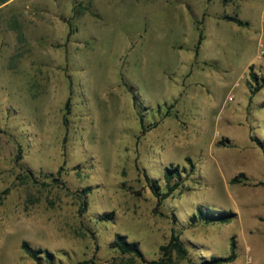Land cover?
<instances>
[{
	"label": "rangeland",
	"instance_id": "374dc122",
	"mask_svg": "<svg viewBox=\"0 0 264 264\" xmlns=\"http://www.w3.org/2000/svg\"><path fill=\"white\" fill-rule=\"evenodd\" d=\"M212 1L194 60L197 34L174 53L152 0L0 7V264H40L24 242L56 264H147L113 247L118 234L158 262L174 232L188 256L172 264L227 256L232 238L231 264H264V147L252 140L264 142V88L251 95V51L234 32L221 29L218 49V11L239 10ZM171 165L180 186L161 200L147 179L165 192ZM198 209L235 218L192 224Z\"/></svg>",
	"mask_w": 264,
	"mask_h": 264
},
{
	"label": "trees",
	"instance_id": "16d2710c",
	"mask_svg": "<svg viewBox=\"0 0 264 264\" xmlns=\"http://www.w3.org/2000/svg\"><path fill=\"white\" fill-rule=\"evenodd\" d=\"M9 0H0V7L4 4H6ZM223 19L234 22L240 26H246L248 23L242 21L238 16L235 15H225ZM199 30V40L196 45V50L198 53L199 47L201 46L202 42L204 41V32L203 29ZM254 66H250L249 68V87L250 92L252 96H255L258 92H260L264 88V77H261L257 73L253 71ZM67 113H69V105L67 104L66 107ZM66 121V117H65ZM142 122L143 127V133L147 132L146 127ZM253 141L257 142L261 147H264V142H260L258 139L252 138ZM220 144H223L222 142ZM19 159H21V156H19ZM186 161L190 164L192 168H195V165L193 164V161L191 158H186ZM63 168H60L58 173L61 174ZM183 171L180 169L179 166H170L166 168L165 173V179H166V191L163 192L161 190V187L159 186L158 181H152L147 177L145 174V177L148 178L149 187L152 190L153 194L156 197H160L161 200H166L169 198L176 190H178L180 184L171 185V181L176 178H181ZM238 179H234L233 182H236ZM89 192V189L84 190V194L86 195ZM235 218V213L232 211H212V210H202L198 209L197 212L191 217L192 224L197 223H204V224H214V223H229L230 221ZM113 247L120 251L124 255H131L137 259H140L142 262L147 264H172V256L176 254L180 259H186L188 256V250L185 247L184 243L181 241V238L179 235H177L175 232L172 234L168 244L161 246V252L163 258L161 261L158 262H151L148 263L146 260L143 252L140 249V245L138 242H130L125 235L118 234L116 236V239L113 243ZM23 250L35 261H37L40 264L42 263V260L45 261L46 264H56L54 256L49 253L46 250L42 249H33L30 247V245L27 242H24L22 244ZM238 258L237 254V245L234 238L231 239L230 243V254L227 256H213L209 259H204L198 264H231L236 261Z\"/></svg>",
	"mask_w": 264,
	"mask_h": 264
},
{
	"label": "crops",
	"instance_id": "0c3cea01",
	"mask_svg": "<svg viewBox=\"0 0 264 264\" xmlns=\"http://www.w3.org/2000/svg\"><path fill=\"white\" fill-rule=\"evenodd\" d=\"M90 4L94 9H102L104 5L108 4L110 0H89ZM155 2L153 9L156 16L159 13H168L172 21L171 33L172 40L170 42L171 49L174 53L182 52L184 54V49L186 41L189 42L188 38L192 36L191 31L193 30L197 35L195 38L196 45L199 40V33H197L196 23L201 20L203 15L206 14V9L208 8V0H152ZM212 0H210L211 2ZM249 0H233L234 9H238L239 12L228 14L226 11H218V19L216 23L218 26V49L224 48L226 42L221 38L222 31L228 29L231 33H235L241 41V49L249 48L251 51V58L248 60L246 68L244 71L249 70L250 66H260L262 64V58L259 57V31L261 26V16L264 8V0H257L258 3L251 5L247 3ZM108 2V3H107ZM153 2V3H154ZM213 2V1H212ZM211 2V3H212ZM218 2L224 3V0H218ZM73 9V7H71ZM225 15H237L242 21L248 23L246 26H240L234 22L223 19ZM215 20V19H214ZM224 28L222 31L221 29ZM174 31V32H173ZM221 31V32H220ZM174 36V37H173ZM169 45V44H168ZM206 45V40L203 42L201 47ZM195 47V46H194ZM191 50V49H189ZM193 51V55L188 56L189 59L194 60L197 57V53ZM200 54V51H199ZM225 58L224 55L218 53V60L220 58ZM183 59V57H181ZM188 59V60H189ZM219 77V76H218ZM220 85H222L220 83Z\"/></svg>",
	"mask_w": 264,
	"mask_h": 264
},
{
	"label": "built area",
	"instance_id": "2783aa9c",
	"mask_svg": "<svg viewBox=\"0 0 264 264\" xmlns=\"http://www.w3.org/2000/svg\"><path fill=\"white\" fill-rule=\"evenodd\" d=\"M259 57H264V8L261 16V26L259 31Z\"/></svg>",
	"mask_w": 264,
	"mask_h": 264
}]
</instances>
